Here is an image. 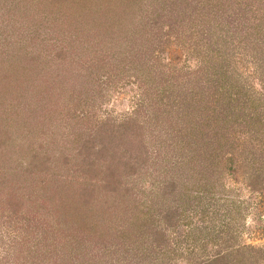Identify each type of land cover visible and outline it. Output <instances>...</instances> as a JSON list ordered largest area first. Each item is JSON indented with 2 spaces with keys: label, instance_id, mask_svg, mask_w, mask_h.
I'll return each mask as SVG.
<instances>
[{
  "label": "rangeland",
  "instance_id": "rangeland-1",
  "mask_svg": "<svg viewBox=\"0 0 264 264\" xmlns=\"http://www.w3.org/2000/svg\"><path fill=\"white\" fill-rule=\"evenodd\" d=\"M216 1L0 0V264H264V98L221 58L264 0Z\"/></svg>",
  "mask_w": 264,
  "mask_h": 264
},
{
  "label": "trees",
  "instance_id": "trees-1",
  "mask_svg": "<svg viewBox=\"0 0 264 264\" xmlns=\"http://www.w3.org/2000/svg\"><path fill=\"white\" fill-rule=\"evenodd\" d=\"M207 1L211 5L213 4L212 3L213 0H207ZM237 1L238 0H217L214 3L215 4V8H209V9L206 10V12H205V21L208 23V25L209 24H213L212 25L213 26L212 30L221 32L222 30L226 29V28L223 27V26H225V24H227L229 26H232V25L236 24L235 26L240 27L242 23H240L238 21V18L252 15L250 13L251 10L249 11L248 8L237 5ZM245 1H247V0H245ZM242 3H244V1H242ZM210 4H209V6H211ZM163 17L168 19L169 23H171V24H175L176 23V22L172 21V16H170V15H168V16L163 15ZM160 18H162V16ZM249 19H251V16H250ZM250 22H251V20L249 21V24H250ZM178 24H179V22L177 23V25ZM245 24L246 23H243L242 26H244ZM255 30H256L255 31V33H256L255 35H260V33H261L262 37H264V34H263L264 29L263 28H261V27L258 28L257 27ZM250 35H251V33H249V37H250ZM256 41L257 40H254L253 42L252 41H248V43H246V40H242V41L238 40V42L236 44H235V41H234V44L231 45V46L225 45L223 50L221 51L222 52L221 58H222V62L224 63V66L227 65V69H229L230 66H228L229 65L228 62L230 64H237L239 66H240V63L243 62V61L240 62L241 59L238 58V54H237L239 52L238 45L242 46V44H245V46L251 47V50H252V55L251 56H252L253 59L256 58V55H257L256 53H259L261 56H263V54H264V39L260 40V41H257V42ZM242 55H243V57L245 59V58H247L248 53L247 52L246 53H242ZM253 59H250L247 62H245L246 64H253L254 65V68H252V70H249L246 67L247 65L246 66H241V69L239 67L238 70H237V66H233V70L234 71H238L236 73H237V76H238L239 79L241 77H244V74H245V78L247 77V78L250 79L249 81H251V82L248 83V86H250V88H253L255 86H258V88L260 87V89L262 91V94H260L261 95L260 96V100H261L262 98H264V93H263L264 92V57H261L260 60H256V61H255V59L254 60ZM248 70L251 71V72H249ZM245 86H247V85L245 84ZM261 111H262L261 114L264 113V109L261 110ZM250 120H252V124H250L252 126H254L256 124L255 121L256 122L258 121L259 123L261 122V121H259V118L257 116H254V115H252V118ZM253 133H254L255 140L260 137L259 135H261L260 131L257 128H255ZM255 159H257V155H256ZM230 162H231L230 169H232L234 160H233V162L232 161H230ZM251 167L254 169V174H255L254 178L250 179L251 183L254 184V186H253L254 190H257V187L259 185H261V184L264 187V163H262V165L259 164V163L256 164V160H254V162L252 163ZM263 191H264V189H263ZM111 245L112 246H116V247L117 246H119V247L121 246V245H119V241L115 242V243H112ZM107 248H108V246L106 247L105 251L108 250ZM113 250H114V252H116V253H113V254L116 255V254H118V250H120V248H116V249H113ZM111 253H112V251H111ZM127 254L128 255H120V257L117 256L118 258L117 257L116 258L119 261H121L120 259H122L124 262L125 261L127 262L129 259L130 260L132 259V256L129 254V252H127ZM221 257L215 259V261H217V262L213 263V264H221V262H223V259L225 260L224 256H221ZM98 260L100 261V259H98ZM68 264H70V263H68ZM98 264H99V262H98Z\"/></svg>",
  "mask_w": 264,
  "mask_h": 264
}]
</instances>
